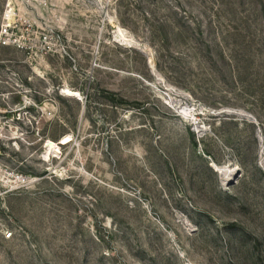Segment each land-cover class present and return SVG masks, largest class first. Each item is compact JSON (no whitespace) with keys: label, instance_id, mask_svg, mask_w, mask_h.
Wrapping results in <instances>:
<instances>
[{"label":"rangeland","instance_id":"rangeland-1","mask_svg":"<svg viewBox=\"0 0 264 264\" xmlns=\"http://www.w3.org/2000/svg\"><path fill=\"white\" fill-rule=\"evenodd\" d=\"M1 25L0 264H264V0H0Z\"/></svg>","mask_w":264,"mask_h":264},{"label":"built area","instance_id":"built-area-1","mask_svg":"<svg viewBox=\"0 0 264 264\" xmlns=\"http://www.w3.org/2000/svg\"><path fill=\"white\" fill-rule=\"evenodd\" d=\"M5 27H6V25H1L0 26V43L1 44H5V43L11 42L10 37L4 38L2 36V32L6 31V28ZM1 131H2V124L0 122V132ZM0 234H2V236L7 239V238L11 237L12 231L8 228V226H2V227L0 226Z\"/></svg>","mask_w":264,"mask_h":264},{"label":"bare ground","instance_id":"bare-ground-1","mask_svg":"<svg viewBox=\"0 0 264 264\" xmlns=\"http://www.w3.org/2000/svg\"><path fill=\"white\" fill-rule=\"evenodd\" d=\"M65 90H67L68 93L72 92L70 89H65ZM217 166L219 167L220 171H222L223 179L227 180L229 177H232L234 175V171H230L229 169H223V166H221V165H217ZM227 170H228V172H226Z\"/></svg>","mask_w":264,"mask_h":264},{"label":"water","instance_id":"water-1","mask_svg":"<svg viewBox=\"0 0 264 264\" xmlns=\"http://www.w3.org/2000/svg\"><path fill=\"white\" fill-rule=\"evenodd\" d=\"M209 165H211L214 169H215V166H213V164L212 163H209Z\"/></svg>","mask_w":264,"mask_h":264},{"label":"crops","instance_id":"crops-1","mask_svg":"<svg viewBox=\"0 0 264 264\" xmlns=\"http://www.w3.org/2000/svg\"><path fill=\"white\" fill-rule=\"evenodd\" d=\"M0 93L2 94V92H0ZM1 94H0V95H1Z\"/></svg>","mask_w":264,"mask_h":264}]
</instances>
